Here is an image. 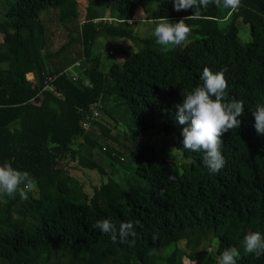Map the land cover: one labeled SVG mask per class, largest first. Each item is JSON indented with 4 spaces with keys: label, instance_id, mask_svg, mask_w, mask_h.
<instances>
[{
    "label": "trees",
    "instance_id": "obj_1",
    "mask_svg": "<svg viewBox=\"0 0 264 264\" xmlns=\"http://www.w3.org/2000/svg\"><path fill=\"white\" fill-rule=\"evenodd\" d=\"M85 1L0 0V163L11 161L37 182L27 200L0 196V264H185L213 245L216 258L204 264H218L230 247L240 250L237 264H264V254L243 249L245 235L264 234V134L253 116L264 104V0H242L236 12L209 4L202 18L185 20L190 37L169 51L153 29L142 39L136 24L178 22L194 8L176 11L172 0ZM242 25L249 27L244 43ZM121 39L136 51H118ZM77 63L78 75H68ZM204 67L226 69L229 100L244 103L240 127L221 137L226 163L216 173L203 151L183 147L186 125L175 119L182 94L202 84ZM47 83L59 96L43 90ZM117 109L134 120L131 135L119 131ZM143 133L175 136L185 173L155 162ZM70 162L106 182L87 194ZM102 219L142 226L135 237L113 240L93 227Z\"/></svg>",
    "mask_w": 264,
    "mask_h": 264
},
{
    "label": "clouds",
    "instance_id": "obj_2",
    "mask_svg": "<svg viewBox=\"0 0 264 264\" xmlns=\"http://www.w3.org/2000/svg\"><path fill=\"white\" fill-rule=\"evenodd\" d=\"M176 11L194 8L192 15L181 18L178 22H170L166 17L153 19L155 25L153 36L157 45L163 51L183 45L192 33V27L185 20L200 19L201 9H206L209 4L223 7L236 12L242 6V0H172ZM226 69L212 71L204 67L200 75L202 84L191 91L182 94V103L176 105L178 111L175 119L183 127V147L193 152H204V162L208 169L219 172L226 161L222 155L223 141L221 137L231 129H238L241 125L239 117L244 113V103L241 100L228 98V81ZM255 129L264 134V104H258L253 111ZM175 176H169L174 181ZM36 179L26 170L13 166L11 161L0 163V196L27 200L29 193L36 188ZM137 226H142L139 220L121 222L117 227L109 219L97 220L93 225L102 233L110 234V238L121 239L136 236ZM134 243V240L131 242ZM243 249L247 253L257 256L264 254V234L253 231L245 235ZM240 250L237 247L225 249L218 260V264H237Z\"/></svg>",
    "mask_w": 264,
    "mask_h": 264
},
{
    "label": "rangeland",
    "instance_id": "obj_3",
    "mask_svg": "<svg viewBox=\"0 0 264 264\" xmlns=\"http://www.w3.org/2000/svg\"><path fill=\"white\" fill-rule=\"evenodd\" d=\"M77 2H79V4L81 5H84L86 1L77 0ZM138 16L139 18L142 17V13H138ZM137 27H139L140 31H142L141 35H139L142 39H145L150 34H152V29H154V26L152 23L151 24L149 23L138 24L137 23L135 26V29H137ZM194 37H199V35H194ZM249 38H250L249 27L247 25H242L241 30L239 32L240 42L244 43ZM119 42H122L123 45L118 48V51H120L121 49L122 53L124 52L128 55L136 51V48L133 47V45L130 43L128 39H123V40L121 39L119 40ZM95 47L97 50L102 51L104 46L103 45L101 46V44L96 43ZM77 70H78L77 67L70 68L68 70V74L76 77L78 75ZM119 110L117 109L118 112L123 114L121 116V119L119 120V131L125 132L131 135L132 130L134 128L133 125H135V122L129 114H124L125 112L123 113V110L122 111H119ZM174 137L175 136H165V135H159V136L153 137L149 133H143L139 136V139L143 143L152 144L153 150H154V155L152 157L155 162L165 161L171 173H175L176 175L181 176L185 173L186 169H188L189 166L187 165L188 168L181 167V164L185 162L183 161V156H182L181 151L173 146ZM109 145L111 147L117 146V145L115 146L112 143H109ZM131 165L133 169L135 165L132 162H131ZM116 167L119 170L118 177L120 179L123 174V170H122L123 168L120 165H117ZM68 170H69L70 175L73 176L75 179H77L83 185L84 191L89 195L92 193V190L94 187H97L101 183L106 182V177H102L96 171L82 169L78 167L75 162L69 163ZM114 179L117 180L116 177ZM34 224L35 226L37 225V220H35L32 225L34 226ZM180 245L182 246L183 243H181ZM208 256H213V258H216L215 253H214V245L210 249L207 255L203 254L201 256H196L192 254L189 260H186V259L184 260V263L185 264H204L207 261Z\"/></svg>",
    "mask_w": 264,
    "mask_h": 264
},
{
    "label": "built area",
    "instance_id": "obj_4",
    "mask_svg": "<svg viewBox=\"0 0 264 264\" xmlns=\"http://www.w3.org/2000/svg\"><path fill=\"white\" fill-rule=\"evenodd\" d=\"M108 21H111V19H108ZM132 23V21H129V24H131ZM76 67H78V63L75 65ZM74 66V67H75ZM69 70V69H68ZM68 70H66V73L68 74ZM69 75V74H68ZM73 76V75H72ZM73 77H75V76H73ZM49 81H51V79H49ZM43 90H51V92L55 95V96H59V94L56 92V91H54V88L50 85L49 86V84L47 83L46 85H44V87H43ZM97 117V112H95L94 114H93V118H96ZM86 126V125H85Z\"/></svg>",
    "mask_w": 264,
    "mask_h": 264
}]
</instances>
